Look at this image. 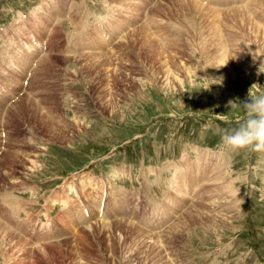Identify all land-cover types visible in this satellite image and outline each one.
I'll return each instance as SVG.
<instances>
[{
    "label": "rangeland",
    "instance_id": "374dc122",
    "mask_svg": "<svg viewBox=\"0 0 264 264\" xmlns=\"http://www.w3.org/2000/svg\"><path fill=\"white\" fill-rule=\"evenodd\" d=\"M67 1L0 0V27L15 30L0 36V133L9 145L3 152L0 143V264H112L109 238L123 242L126 231L157 237L161 258L152 254V264H264V153L232 151L217 131L239 127L249 93H264V0H191L201 6L194 11L174 0H122L120 9L118 0ZM76 9L93 13L89 24L103 19L104 32L73 31ZM141 38L157 48L142 50ZM91 63L98 69L86 70ZM205 77L223 80L205 90ZM30 101L40 113H27ZM186 164L200 177L194 184ZM180 168L184 193L173 190ZM33 226L58 234L24 236ZM126 249L113 264H148L137 247Z\"/></svg>",
    "mask_w": 264,
    "mask_h": 264
},
{
    "label": "bare ground",
    "instance_id": "6f19581e",
    "mask_svg": "<svg viewBox=\"0 0 264 264\" xmlns=\"http://www.w3.org/2000/svg\"><path fill=\"white\" fill-rule=\"evenodd\" d=\"M112 1V0H111ZM176 3H178L179 4V2L180 1H182V2H184V3H181V7L184 9V7H187L186 9L187 10H192V11H194V9H198V8H201V6L199 5V4H197L196 2V4L194 3V2H192L191 0L189 1V0H174ZM56 2V1H55ZM116 2V1H115ZM174 2V3H175ZM112 3V2H111ZM257 3V2H256ZM117 4H119V6H118V8L120 9V5H124V1H122V0H118L117 1ZM177 4V5H178ZM261 5H262V3H261ZM263 5H264V3H263ZM55 8V7H54ZM76 8H78V7H76ZM57 9H59L60 11L62 10V8L61 7H57ZM77 10V9H76ZM201 10V9H200ZM242 10H239V9H236V11H234L235 13H237V12H241ZM246 11H249V12H253L254 10H252V9H246ZM246 11H244V12H246ZM56 12H58V10H56L55 11V13ZM196 12V11H195ZM227 12V11H226ZM223 13H225V12H223ZM231 13V12H230ZM225 14H227V13H225ZM228 15V14H227ZM237 17H239V15H237ZM72 18V17H71ZM131 18H133V17H131ZM226 18V17H225ZM228 18V17H227ZM231 20L233 19V18H230ZM227 20V19H226ZM233 20H236V17H234V19ZM136 21V20H135ZM49 23V21H45L44 20V22H43V25H42V27H43V29L45 28V26H48L47 24ZM129 23H131V22H129ZM137 23H138V21H137ZM140 23V22H139ZM144 25V24H143ZM138 27H140V26H138ZM125 28V27H124ZM149 28H151V27H149ZM142 30V33H145V30H146V28L145 27H142L141 28ZM136 30V29H135ZM149 30V29H148ZM147 31V30H146ZM40 33V35L39 36H42V32L40 31L39 32ZM148 33V32H147ZM95 34V33H94ZM108 34V33H107ZM109 35V34H108ZM132 35H133V33H132ZM134 38V40H135V37H133ZM108 39H109V36H108ZM141 39H143L144 40V38H141ZM134 40H133V42H132V44L134 45V43L136 44V41L134 42ZM136 40H137V37H136ZM143 40H141L142 41V44L141 45H143V48H142V50H146V51H149V49H151V51H152V48H154L155 46H156V43H153L154 41L153 40H151V39H145L144 41ZM127 41V40H126ZM37 42V41H36ZM128 42H129V40H128ZM119 44V43H118ZM166 44V43H165ZM169 44V43H168ZM123 45V44H122ZM161 45V44H160ZM120 46V45H119ZM127 46V45H126ZM130 46H131V44H130ZM136 46V45H135ZM94 47H95V45H94ZM122 47V46H121ZM121 47L119 48V49H121ZM124 47H125V45H124ZM132 47V46H131ZM74 48V47H73ZM125 48H127V47H125ZM130 48V47H129ZM156 48H157V46H156ZM129 51H130V49H129ZM155 51V50H154ZM113 52L114 51H112V54H113ZM162 52V51H161ZM160 52V53H161ZM95 53V52H94ZM116 53V52H115ZM160 53H159V55H160ZM109 54H111V52L109 53ZM146 54H148V53H146ZM107 56H108V54H106ZM106 55H103V57L104 56H106ZM144 55H145V53H144ZM84 55L82 54V55H80L79 54V57H80V60H81V58H87L88 59V57H83ZM91 56H92V54H91ZM94 56V55H93ZM96 56V55H95ZM111 56V55H110ZM141 56V55H140ZM28 57H32L31 55L30 56H28ZM77 57H78V54H77ZM101 57L102 56H99L98 58H95V61H96V59H97V62H98V60L99 59H101ZM73 58H74V56H73ZM150 58V57H149ZM114 59H115V57H114ZM77 60V59H76ZM79 60V59H78ZM79 60V61H80ZM83 60H86V59H83ZM90 60V59H89ZM106 60V59H105ZM116 60V59H115ZM109 61V63H110V61L111 60H108ZM108 61L106 60L105 62H104V60H103V65L106 67V66H108L109 65V63H108ZM152 62L150 59H148V62ZM32 62V61H31ZM86 62V61H85ZM85 62H82V63H84L85 64ZM88 63H90L91 61H87ZM96 62V63H97ZM101 62V61H100ZM99 62V63H100ZM155 62V61H154ZM38 63H39V60H38ZM44 63H46V61H45V59H41V61H40V64H39V68H43V65H45L46 66V64H44ZM153 63V62H152ZM151 63V64H152ZM47 65H49V64H47ZM83 65V64H82ZM98 66L99 65H96L95 63H91V64H86V65H84V67H85V69L87 70V69H95V70H97L98 69ZM110 66V65H109ZM38 67V66H37ZM47 67V66H46ZM152 67V66H151ZM35 68V67H34ZM48 68V67H47ZM100 68V67H99ZM102 68V67H101ZM44 69V68H43ZM42 69V70H43ZM46 69V68H45ZM39 71V70H38ZM37 71V72H38ZM45 70H43V72H44ZM94 71V70H93ZM35 72H36V70H35ZM83 72V71H82ZM105 72V71H104ZM108 72V71H107ZM39 73V72H38ZM86 73V72H85ZM163 73H166V70H163ZM41 74V73H40ZM105 74H107V73H105ZM109 74V73H108ZM82 75V74H81ZM83 75H84V73H83ZM97 75V74H96ZM98 75H99V73H98ZM104 75V74H103ZM116 75H117V73H116ZM115 75V76H116ZM119 75V74H118ZM101 76V75H100ZM83 77V76H82ZM106 77V76H105ZM118 77V76H117ZM18 78V77H17ZM107 78H109L108 77V75H107ZM120 78V77H119ZM100 79H101V77H100ZM101 82V81H100ZM105 82V81H104ZM133 83V82H132ZM106 95V94H105ZM23 100V99H22ZM29 100V99H28ZM38 102V101H37ZM40 103V102H39ZM43 104V103H42ZM25 106V110L26 111H28L27 113H37V112H39L40 113V105H34L33 104V102H31L30 101V103L28 102L27 103V106L26 105H24ZM113 107V106H112ZM15 108V107H14ZM24 111V110H23ZM8 116V115H7ZM39 116H40V114H39ZM35 117H37V115L35 116ZM50 118V117H49ZM39 119H42V117L40 116V118ZM52 119V118H51ZM53 119H55L54 117H53ZM43 120V119H42ZM57 120H55V121H52V120H49L48 122L50 123V125L51 126H55V125H57L58 124V122L59 121H57ZM64 121V120H63ZM62 122V121H61ZM65 124V123H64ZM55 127H57V126H55ZM54 128V127H53ZM56 131H58V129L56 130ZM64 134V133H63ZM202 159V158H201ZM185 162V161H184ZM202 165V161H201V163H200V165H198V167H195V168H199V166H201ZM182 166V165H181ZM190 165L189 164H186L184 167H187V169H190V179H191V181H192V183L194 184L195 182H196V180L197 179H199L200 177H198L197 176V174L195 175L194 174V172L192 171V169H195V168H192V166H190V168H188ZM210 167V166H209ZM203 168V167H202ZM212 169V168H211ZM203 170H205V169H203ZM201 171H202V169H201ZM214 171V170H213ZM204 174V173H203ZM214 176V175H213ZM216 176V175H215ZM211 178H213V177H211ZM209 180V179H208ZM217 180H218V178H217ZM174 181H176L175 182V184L174 183H172V184H174L175 186H174V188H173V190L174 191H176V192H183V189H185V187H187L188 186V183H189V177L187 176V172H186V168H180L179 169V171L177 172V176L175 177V180ZM214 181V180H213ZM221 181V180H220ZM149 182V181H148ZM208 182V181H207ZM224 182V181H223ZM205 183V182H204ZM203 183V184H204ZM207 184V183H206ZM222 184V183H221ZM227 185V184H226ZM201 186V185H200ZM199 186V187H200ZM217 186H219V185H217ZM222 186V185H221ZM230 186H231V184H230ZM172 188V187H171ZM211 188V187H210ZM214 188V187H213ZM222 188V187H221ZM214 189H216V188H214ZM219 189H220V187H219ZM210 190V189H209ZM202 191V190H201ZM213 192V191H212ZM216 192V191H215ZM217 192H220V191H218L217 190ZM184 193V192H183ZM181 194V193H180ZM217 194V193H216ZM221 196V195H220ZM222 197V196H221ZM232 196H230L229 198H231ZM169 198H171V197H169ZM208 198V197H207ZM172 200H173V202H174V199L175 198H171ZM170 199V200H171ZM208 199H211L210 197L208 198ZM222 199V198H221ZM232 199V198H231ZM211 201V200H210ZM176 202H178V201H175L174 203H176ZM215 202V201H214ZM217 204V203H216ZM219 204V203H218ZM217 204V205H218ZM107 213L108 214H110V212H109V207H110V203L109 202H107ZM180 205V204H179ZM216 205V207H219V205L217 206ZM231 205V204H230ZM194 207H196V206H194ZM126 208V207H125ZM116 209V208H115ZM192 209V208H191ZM196 209V208H195ZM124 210V209H123ZM200 211V210H199ZM193 212V211H192ZM226 212V211H225ZM228 212H230V211H228ZM187 213H190V212H188L187 211ZM125 214V213H124ZM186 214V213H185ZM103 215V214H102ZM121 215V214H120ZM184 215V214H183ZM183 215H182V217H183ZM122 216H124V215H122ZM187 216V215H186ZM196 216V215H195ZM226 216V215H225ZM129 217V216H128ZM191 216H189V219H191L190 218ZM124 218V217H123ZM182 219V218H181ZM216 219V218H215ZM183 220H184V218H183ZM149 221L151 222V223H153L154 224V222L155 223H159V221H158V219L157 218H155V217H153L152 219H151V217L149 218ZM154 221V222H153ZM119 224H113L114 226H113V228L115 229H117V230H122V228L126 225H124L123 226V224H121V222H118ZM182 223L183 222H181L180 224L182 225ZM180 224H177V225H175V227L174 228H172V233L171 234H174V235H176L177 233V231L178 230H180V229H178V227L180 226ZM2 225V224H1ZM2 228V227H1ZM134 229H136V228H134ZM2 230H3V232L4 231H6V230H8V229H6V228H2ZM94 230H96V229H94ZM128 230V229H127ZM103 231V230H102ZM123 231V230H122ZM126 231V230H125ZM141 231V230H140ZM8 232V237L10 238V236H12L11 238H13V235H12V233H11V231H7ZM96 232H97V230H96ZM104 232V231H103ZM120 233H121V231H119ZM136 232V236L134 235V234H132L131 232H129V231H126L125 232V234L123 235V237H124V240H123V242H120V241H118V240H114L113 239V237H110L109 238V240H110V243H109V246L107 247V251L110 253V254H112L113 255V257H117L118 256V253H119V250H121V254L122 253H124L125 254V252H128V249H126V247L127 248H130V246L132 245L133 247H137L138 249L134 252L136 255H137V253L138 254H142V256H140V257H143L145 260H146V262L148 263V264H152V261L149 259V257H152L151 255L152 254H154V257H152L153 258V260L154 259H160L161 258V252H160V250L158 249H156L155 250V248H158L157 246V243H158V240H157V237H152V236H150V237H147V236H144L143 235V233L142 234H138V232L137 231H135ZM144 232V231H143ZM171 232V231H170ZM186 232V231H185ZM95 233V232H94ZM107 233V232H106ZM117 233V232H116ZM167 233V232H166ZM176 233V234H175ZM183 233V232H182ZM14 234V233H13ZM97 234H98V232H97ZM100 234V233H99ZM98 234V239H99V237H100V240L101 241H104L103 239H106L105 237L106 236H101V235H99ZM123 234V233H122ZM170 234V235H171ZM96 235V234H95ZM106 235V234H105ZM111 235V234H110ZM121 235V234H120ZM108 236V235H107ZM122 236V235H121ZM157 236V235H156ZM178 236H181V234L180 235H178ZM117 237V236H116ZM122 237V238H123ZM172 237V236H171ZM94 238H95V236H94ZM160 238V237H159ZM178 238V237H177ZM19 239V238H18ZM97 239V238H96ZM180 239V238H179ZM178 239V240H179ZM14 240H16V238L14 239ZM175 240V239H174ZM114 241H115V244H114ZM150 241H153V243L152 242H150ZM16 242H18V241H16ZM24 242V241H23ZM20 243H22V241L20 240ZM112 243V244H111ZM18 244V243H17ZM98 244V243H97ZM156 244V245H155ZM149 245H150V247H149ZM5 250V249H4ZM133 250V249H132ZM129 253H130V251H129ZM108 254V253H107ZM111 255V256H112ZM112 257V258H113ZM112 258L110 259V258H108V259H110V262L113 264V260H112ZM139 258V257H138ZM120 259V258H119ZM107 261V260H106ZM164 261V260H163ZM115 262V261H114ZM167 262V261H166ZM144 263V262H143ZM154 264V263H153ZM158 264H161V263H158Z\"/></svg>",
    "mask_w": 264,
    "mask_h": 264
},
{
    "label": "clouds",
    "instance_id": "9594fccd",
    "mask_svg": "<svg viewBox=\"0 0 264 264\" xmlns=\"http://www.w3.org/2000/svg\"><path fill=\"white\" fill-rule=\"evenodd\" d=\"M208 81L205 90L212 84L222 83L223 78H202ZM259 85H253L257 87ZM251 88V89H252ZM250 102L242 104L245 117L234 129H219L222 142L232 151L264 153V93L250 95Z\"/></svg>",
    "mask_w": 264,
    "mask_h": 264
}]
</instances>
